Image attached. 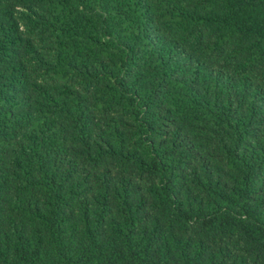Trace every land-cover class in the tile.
I'll use <instances>...</instances> for the list:
<instances>
[{
	"label": "trees",
	"instance_id": "16d2710c",
	"mask_svg": "<svg viewBox=\"0 0 264 264\" xmlns=\"http://www.w3.org/2000/svg\"><path fill=\"white\" fill-rule=\"evenodd\" d=\"M0 264H264V0H0Z\"/></svg>",
	"mask_w": 264,
	"mask_h": 264
}]
</instances>
